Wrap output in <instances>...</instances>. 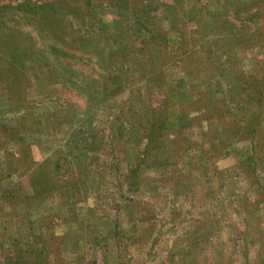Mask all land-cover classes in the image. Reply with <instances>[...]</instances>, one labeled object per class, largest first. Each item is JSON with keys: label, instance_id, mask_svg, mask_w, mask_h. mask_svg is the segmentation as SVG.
I'll use <instances>...</instances> for the list:
<instances>
[{"label": "rangeland", "instance_id": "obj_1", "mask_svg": "<svg viewBox=\"0 0 264 264\" xmlns=\"http://www.w3.org/2000/svg\"><path fill=\"white\" fill-rule=\"evenodd\" d=\"M0 264H264V0H0Z\"/></svg>", "mask_w": 264, "mask_h": 264}]
</instances>
